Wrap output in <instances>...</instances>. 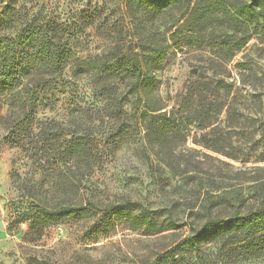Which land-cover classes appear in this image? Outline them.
<instances>
[{"label": "rangeland", "instance_id": "1", "mask_svg": "<svg viewBox=\"0 0 264 264\" xmlns=\"http://www.w3.org/2000/svg\"><path fill=\"white\" fill-rule=\"evenodd\" d=\"M126 1L0 0V16L15 21L2 33L44 27L54 41L62 38L72 59L129 54L141 42L165 40L169 51L153 69V94L177 126L153 144L138 95L113 115L98 94L102 82L77 79L75 67L66 68L63 94L17 128L23 142L11 143L17 132L0 124V264H147L210 219L264 207V15L240 24L208 12L210 0H186L158 17L133 16ZM117 80L122 91L126 80ZM80 136L98 143L99 160L73 157ZM126 202L128 214L110 212ZM37 203L89 209L35 227ZM259 245L254 257L233 261L209 238L204 261L187 259L264 264Z\"/></svg>", "mask_w": 264, "mask_h": 264}, {"label": "trees", "instance_id": "2", "mask_svg": "<svg viewBox=\"0 0 264 264\" xmlns=\"http://www.w3.org/2000/svg\"><path fill=\"white\" fill-rule=\"evenodd\" d=\"M185 1L126 2L131 15L142 13L154 18L181 6ZM206 10L210 13L221 12L240 24H248L263 17L264 0H247L237 4H229L224 0H210ZM14 22L8 18L7 13L0 16V28L2 26L10 28ZM34 28H27L14 36L0 31V124L4 123L11 127L13 132L14 130L17 132L11 143L18 145L23 142L21 130L17 128L24 123L32 122L40 107H48L57 101L58 95L63 94L65 82H61V78L64 70L70 66L75 67L73 71L75 78L89 77L102 82L98 94L107 100L104 107L113 115L123 113L120 105L126 102L128 95H138L143 102L142 118L149 120L146 124V137L153 144H163L162 140L167 139L169 132L177 127L175 119L167 118L166 111L162 110L164 107L153 94L156 84L153 69L165 60L169 51L165 40L141 42L138 51L129 54L72 59L71 50L61 37L56 42L55 35L50 36L46 31L42 33L44 27ZM250 38L240 42L236 50L241 51ZM117 79L126 80L122 91ZM94 113H101L100 109L93 110L89 115L93 117ZM97 144L94 138L85 141L80 136L75 139L72 155L78 160L84 156L88 161L96 162L102 156ZM131 206L130 202L114 204L109 210L116 215L122 212L128 214ZM35 207L37 213L32 216L35 227L49 226L89 209L84 205L68 203L53 206L51 209L39 203ZM133 219L139 225L146 222L135 216ZM209 238L220 242L221 252L224 251L229 260L240 261L254 257L261 251L259 243H264V207L247 213H236L230 217L210 219L199 232L178 239L147 264H189L187 257L194 254L200 261H204L208 251L205 241Z\"/></svg>", "mask_w": 264, "mask_h": 264}, {"label": "water", "instance_id": "3", "mask_svg": "<svg viewBox=\"0 0 264 264\" xmlns=\"http://www.w3.org/2000/svg\"><path fill=\"white\" fill-rule=\"evenodd\" d=\"M2 212V209L0 208V213Z\"/></svg>", "mask_w": 264, "mask_h": 264}]
</instances>
